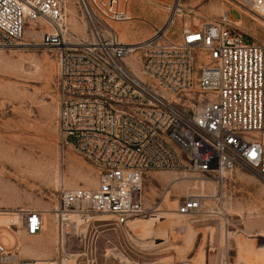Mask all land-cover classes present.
Listing matches in <instances>:
<instances>
[{"label": "built area", "instance_id": "2783aa9c", "mask_svg": "<svg viewBox=\"0 0 264 264\" xmlns=\"http://www.w3.org/2000/svg\"><path fill=\"white\" fill-rule=\"evenodd\" d=\"M75 2L86 24L82 38L69 32L66 0H0V48L20 43L26 20L49 27L42 45L58 53L62 159L71 147L99 170L95 189L80 186L60 195L58 220L77 211L128 226L157 213L171 184L160 203L148 206V172L211 175L246 166L264 183V44L245 42L230 14L236 8L242 17L249 12L264 19V0H228L230 9L201 31L172 30L184 14L182 0H174L167 22L134 44L123 42L114 26L127 17L130 0ZM134 53L137 61L130 60ZM193 91L211 97L201 94L194 102ZM204 210L201 196L188 195L176 212L196 217Z\"/></svg>", "mask_w": 264, "mask_h": 264}, {"label": "rangeland", "instance_id": "374dc122", "mask_svg": "<svg viewBox=\"0 0 264 264\" xmlns=\"http://www.w3.org/2000/svg\"><path fill=\"white\" fill-rule=\"evenodd\" d=\"M75 1L66 0L69 32L82 38L86 24ZM173 1L130 0L125 20L114 23L121 40L138 43L150 37L154 26L167 22ZM227 2L182 0L184 14L172 30L185 25L201 31L230 9ZM230 14L242 19L236 22L245 42L264 44V19L249 12L242 17L236 8ZM24 26L17 46L0 48V264L26 259L43 264H264V183L246 166L211 175L186 170L146 173L147 205L160 203L163 189L171 184L155 214L180 222L172 227L163 219L151 237L129 226L150 216L137 217L128 226L116 225L109 215L84 217L77 211H71L67 221L58 220L60 195L80 186L95 189L99 170L71 147L63 161L58 53L42 45L50 30L46 24L26 20ZM138 59V53L130 58ZM201 94L205 100L211 97L193 91L191 100L198 102ZM69 141L74 144L76 138ZM188 195L203 198V214L184 218L177 214L179 202ZM182 224L193 230L189 240Z\"/></svg>", "mask_w": 264, "mask_h": 264}, {"label": "bare ground", "instance_id": "6f19581e", "mask_svg": "<svg viewBox=\"0 0 264 264\" xmlns=\"http://www.w3.org/2000/svg\"><path fill=\"white\" fill-rule=\"evenodd\" d=\"M177 1V0H176ZM234 19V18H233ZM238 21V19H237ZM240 21V20H239ZM238 21V22H239ZM237 23V22H236ZM237 25H239L237 23ZM126 43V42H125ZM129 44H134V43H129ZM89 178V177H88ZM181 179V178H180ZM177 180V179H176ZM175 180V181H176ZM158 214H153L151 215L149 218L147 219H143V220H138V221H133L129 226L131 227V229L135 230L137 233L143 232V236L147 235L148 237H151L152 234H155V227L157 226V223H161L164 221L163 219H165V221L163 223H167L168 225H171L172 227H179L178 223H180L179 221H176L175 219H170V218H163L162 216ZM177 215V214H176ZM107 217V216H105ZM181 218H184V216H180ZM136 219V218H135ZM182 223V222H181ZM180 227H182L183 231L185 232V237H187V239L189 240L191 237V233L193 232L192 228L188 225L182 224L180 225ZM185 227V228H184ZM158 228V227H157ZM139 232H138V231ZM141 234V233H140ZM170 239L169 241H173V238H168ZM44 263V262H43ZM40 261H38V264H43ZM48 264V263H45Z\"/></svg>", "mask_w": 264, "mask_h": 264}]
</instances>
